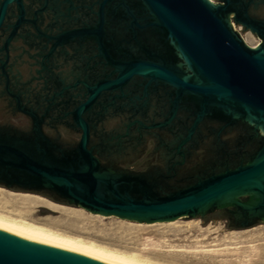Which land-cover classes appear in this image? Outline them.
I'll list each match as a JSON object with an SVG mask.
<instances>
[{
  "label": "flooded vegetation",
  "instance_id": "flooded-vegetation-1",
  "mask_svg": "<svg viewBox=\"0 0 264 264\" xmlns=\"http://www.w3.org/2000/svg\"><path fill=\"white\" fill-rule=\"evenodd\" d=\"M4 2L0 0V144L18 146L37 158L78 164L82 129L74 112L96 86L116 79L134 62L165 66L194 79L143 0H8L2 11ZM213 3L226 8L231 27L255 34L257 46H264V0ZM200 113L198 97L134 75L102 90L81 117L89 129L87 148L101 168H122L123 174L162 196L178 190L168 189L167 183H184L186 188L247 163L264 143V131L232 111L210 106ZM155 147L167 153V169L142 176L148 167L159 166L152 156ZM136 148L141 151L133 161L120 160ZM25 181L24 174L0 166L1 188L68 204L58 193ZM210 214L232 230L264 222L236 207Z\"/></svg>",
  "mask_w": 264,
  "mask_h": 264
},
{
  "label": "water",
  "instance_id": "water-1",
  "mask_svg": "<svg viewBox=\"0 0 264 264\" xmlns=\"http://www.w3.org/2000/svg\"><path fill=\"white\" fill-rule=\"evenodd\" d=\"M154 14L157 24L179 50L194 79L165 67L134 62L114 80L94 88L88 99L74 112L82 129L75 165L37 158L11 144H0V166L26 176L28 185L52 190L68 204L93 213L114 215L138 222L171 221L180 216L203 215L221 205L236 207L248 216L264 220V143L247 163L212 175L193 185L167 183L178 189L156 195L138 178L123 174L122 168L103 169L87 148L89 129L81 117L105 89L121 84L134 75H147L190 93L200 100L204 115L210 106L232 111L254 122L264 131V46L250 47L243 42L225 19L226 8L209 0H143ZM8 0L2 5L4 10ZM2 16L0 17L1 22ZM255 32V29H251ZM199 116V117H200ZM141 149L127 150L120 160L131 162ZM159 166L148 167L142 176L167 169L168 156L163 148H153ZM144 169L145 166H135ZM182 188V189H181ZM248 193L247 202L239 201ZM0 264H109L53 245L42 239L29 238L0 227Z\"/></svg>",
  "mask_w": 264,
  "mask_h": 264
},
{
  "label": "rangeland",
  "instance_id": "rangeland-1",
  "mask_svg": "<svg viewBox=\"0 0 264 264\" xmlns=\"http://www.w3.org/2000/svg\"><path fill=\"white\" fill-rule=\"evenodd\" d=\"M243 35L250 47L257 46L259 39L255 34L248 31ZM0 189L15 194H29ZM248 198L249 194L244 193L240 195L239 201L247 202ZM68 207L78 213L77 221L59 222L60 214L43 205L31 209H0L13 215L20 213L32 219L47 220L60 230L121 250L137 252L166 264H264V222L254 228L232 230L224 220H211L210 211L202 216H180L171 221L138 222L93 213L75 205ZM225 208L228 207L221 205L216 209Z\"/></svg>",
  "mask_w": 264,
  "mask_h": 264
},
{
  "label": "bare ground",
  "instance_id": "bare-ground-1",
  "mask_svg": "<svg viewBox=\"0 0 264 264\" xmlns=\"http://www.w3.org/2000/svg\"><path fill=\"white\" fill-rule=\"evenodd\" d=\"M0 191V207L2 209H31L37 205H43L60 214L59 222L77 221L78 213L68 206H62L50 200L48 201V199L46 200V198L44 199L42 196L29 195L30 193L15 194L12 192H4V190L1 189ZM0 227L25 237L42 239L53 245L75 251L109 264H166L164 262L152 260L137 252L121 250L79 234L60 230L47 220L41 221L32 219L20 213L18 215H13L1 209Z\"/></svg>",
  "mask_w": 264,
  "mask_h": 264
},
{
  "label": "built area",
  "instance_id": "built-area-1",
  "mask_svg": "<svg viewBox=\"0 0 264 264\" xmlns=\"http://www.w3.org/2000/svg\"><path fill=\"white\" fill-rule=\"evenodd\" d=\"M209 1L210 2H213L214 0H209ZM233 30L236 31L239 34L240 38L243 40V42L248 45V43L246 42V39H245L244 35L239 31V27L236 28V27L233 26Z\"/></svg>",
  "mask_w": 264,
  "mask_h": 264
}]
</instances>
